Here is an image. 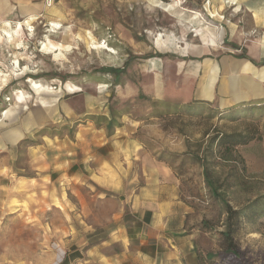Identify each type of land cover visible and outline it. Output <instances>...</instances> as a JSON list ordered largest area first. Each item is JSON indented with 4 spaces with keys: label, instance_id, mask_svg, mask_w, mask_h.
<instances>
[{
    "label": "rangeland",
    "instance_id": "rangeland-1",
    "mask_svg": "<svg viewBox=\"0 0 264 264\" xmlns=\"http://www.w3.org/2000/svg\"><path fill=\"white\" fill-rule=\"evenodd\" d=\"M263 11L264 0H0V138L17 143L19 179L33 177V165H48L46 158L31 163L29 148L55 155L50 170L38 172L57 179L43 176L24 189V214L0 225V263L28 264L55 241L67 240L71 255L108 241L112 213L129 224L122 211L135 184L87 180L91 171L83 167L105 159L114 164L97 167L101 178L113 165L118 174H138L146 156L170 167L178 199L192 210L197 259L233 264L226 257L205 259L224 246L226 213L202 166L235 209L264 195V97L238 103L262 107L241 106L233 120L219 112L230 106L219 107L229 97L228 68L242 65L247 45L264 33ZM47 40L69 48L62 56L45 53ZM107 68L120 70L117 79ZM210 90L213 98L204 99ZM111 113L123 116L110 140L121 136L131 146L107 155L101 144L109 136L99 125ZM66 173L84 180H60ZM234 241L251 264H264V215L242 224ZM109 251L120 253V243Z\"/></svg>",
    "mask_w": 264,
    "mask_h": 264
},
{
    "label": "crops",
    "instance_id": "crops-1",
    "mask_svg": "<svg viewBox=\"0 0 264 264\" xmlns=\"http://www.w3.org/2000/svg\"><path fill=\"white\" fill-rule=\"evenodd\" d=\"M262 23L264 26V20ZM263 35L264 33L257 40H260ZM218 37L220 40L222 39V32ZM254 40L247 45L248 57L241 58L244 59L243 64L240 66L232 65L228 68V73L231 72L232 76L239 73L241 79L232 76L227 78L226 90L229 97L220 100L219 107L221 109L227 104L232 107V105L240 102L253 100L255 97H264V64H261L264 62V55L262 54L264 53V46L260 41ZM254 60L258 62L255 64ZM256 66L260 68L258 69ZM204 95H202L204 99L210 100L213 98V91L205 92ZM103 130L104 128H100L99 131L103 132ZM112 136L113 134L108 137L109 143L101 144V148L106 147L107 155L115 154V152L124 150L123 147L131 146V143L127 142V138L123 139L120 136L116 140H110ZM16 144V141L9 143L5 137L0 138V155L5 153L3 158L0 157V225L6 220L8 221L9 218L13 220L16 216L24 214L22 206L26 196L24 189L30 187L31 182H37L43 176L50 183L57 180L53 179L50 173H44L41 177L38 172L39 169L40 171H45L46 168L50 170L52 167L51 158L55 155H49L51 157L48 158L43 152H46V149L42 151L33 148L27 149L30 162L39 164L41 160L46 162V158L48 165L45 166V163L44 166L33 165V177L26 181L19 179L21 177L16 174L17 168L15 166L18 158ZM132 155L130 162L133 164L136 158H132ZM98 162L99 164L95 167H90V165L83 167L85 171L88 170L92 173L86 175L87 180L93 179L95 176L100 182L111 183L112 187L116 188L123 183L129 184L130 187L132 183L135 184L134 187L129 188L126 195L128 208L125 213L122 211L123 218L127 217L130 220L129 224L127 225V222L120 223L119 216L121 214L112 213V222L108 224L111 225L108 241L101 242V245L75 249L72 251L75 255L67 253V240L61 243L55 241L44 255L38 254V251L34 252L36 255L33 257V261L28 264H198L194 252L196 231L194 228H189V225H192L190 224L192 210L178 199V183L170 167L161 161L155 163L151 159L148 160L145 156L142 157L139 165L140 173L137 174V170H133L128 171L129 175L118 174L113 165L112 174L108 173L107 176L101 178V176L96 175L97 167L103 163L108 166H112L114 163L105 159L98 160ZM53 163L55 166L52 169L57 167V163ZM99 169L104 170L102 166L98 168V171ZM66 179L69 181L84 180L83 175L72 173H66L64 177L60 178V180ZM20 183L25 184L23 188L19 186ZM54 191L55 188L48 194L52 197L55 195ZM14 201H16L17 206H14ZM116 243L121 245L120 253L110 252L109 247Z\"/></svg>",
    "mask_w": 264,
    "mask_h": 264
},
{
    "label": "trees",
    "instance_id": "trees-1",
    "mask_svg": "<svg viewBox=\"0 0 264 264\" xmlns=\"http://www.w3.org/2000/svg\"><path fill=\"white\" fill-rule=\"evenodd\" d=\"M191 13L199 14L193 11ZM199 15L201 16V14ZM240 58H246V57L242 54ZM261 64H264V62H262ZM106 71L114 74L115 79H117V75L120 70L114 69V68H107ZM191 103L185 106L187 113H191L190 112ZM161 104L165 105V103H161ZM245 105L258 107V108L262 107L261 106L262 103L260 101H252L249 103H241L236 106L225 108L223 110H219V112H220V115L224 117L230 114L231 120H233V118L236 117L238 112H244L241 110V106H245ZM252 109L253 108H251V110ZM121 116H123V113H115V114L111 113L110 118L105 123V126L102 127V125H99V128H104L107 136H111L114 132L113 130L118 128L121 125L117 122V119L121 118ZM100 119H103V118H100ZM196 160L200 162V159L198 157H196ZM202 167H203L204 182L209 188L211 194L223 204L224 210L226 213L224 230L220 232V235L224 242V246L222 247V250L220 252H217L215 254H212V253L206 254V257H205L206 261L212 260L217 257L223 260V258L226 257V258H231L233 260V264H251L250 261L244 256L243 252L239 249L236 242L234 241V235L242 227V224L244 223L250 224L254 222L260 216L264 215V210H260V206L262 205L264 206V195L255 198L253 201H251L250 203H247L246 205H244L243 207L239 209H235L224 198L223 194L218 192L217 187L214 185L212 179L209 176L207 168H205L204 166ZM196 256L198 257V255ZM197 261L199 264H204L205 262L201 259V257L200 259L198 258Z\"/></svg>",
    "mask_w": 264,
    "mask_h": 264
},
{
    "label": "bare ground",
    "instance_id": "bare-ground-1",
    "mask_svg": "<svg viewBox=\"0 0 264 264\" xmlns=\"http://www.w3.org/2000/svg\"><path fill=\"white\" fill-rule=\"evenodd\" d=\"M171 5H168V6H166L165 8H171L170 7ZM174 6V5H173ZM30 21H32V19H29ZM26 26H29V21H26ZM22 28V25L21 24H19L18 25V27H17V29L18 30H20ZM30 29H31V27H30ZM31 31V30H30ZM8 36H10V35H8ZM11 38V37H10ZM158 39V38H157ZM160 40V39H159ZM254 41H260L261 43H262V45L264 46V35H263V37L262 38H260V40L258 39H255ZM211 42V41H210ZM99 47V46H98ZM69 47L68 46H63V45H61V44H55V43H52L51 41H49V40H47L46 42H44V43H42V51L43 52H45V53H48V54H50V53H53V52H56L57 50H59V53H58V55H61L62 56V53H61V51L62 50H67ZM55 55V54H54ZM55 56H57V55H55ZM1 75V74H0ZM6 78L7 77H5L4 79H2L1 81L4 83V82H6Z\"/></svg>",
    "mask_w": 264,
    "mask_h": 264
},
{
    "label": "built area",
    "instance_id": "built-area-1",
    "mask_svg": "<svg viewBox=\"0 0 264 264\" xmlns=\"http://www.w3.org/2000/svg\"><path fill=\"white\" fill-rule=\"evenodd\" d=\"M62 255H64V254H62Z\"/></svg>",
    "mask_w": 264,
    "mask_h": 264
}]
</instances>
